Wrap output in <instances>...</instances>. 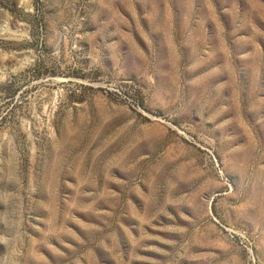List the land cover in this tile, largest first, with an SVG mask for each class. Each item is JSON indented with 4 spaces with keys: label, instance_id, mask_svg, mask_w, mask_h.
I'll list each match as a JSON object with an SVG mask.
<instances>
[{
    "label": "rangeland",
    "instance_id": "1",
    "mask_svg": "<svg viewBox=\"0 0 264 264\" xmlns=\"http://www.w3.org/2000/svg\"><path fill=\"white\" fill-rule=\"evenodd\" d=\"M0 264H264V0H0Z\"/></svg>",
    "mask_w": 264,
    "mask_h": 264
}]
</instances>
